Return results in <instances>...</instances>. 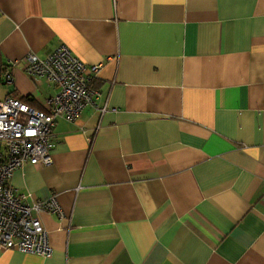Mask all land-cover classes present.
Instances as JSON below:
<instances>
[{"label":"crops","instance_id":"crops-1","mask_svg":"<svg viewBox=\"0 0 264 264\" xmlns=\"http://www.w3.org/2000/svg\"><path fill=\"white\" fill-rule=\"evenodd\" d=\"M61 43L95 106L9 180L56 198L51 256L0 264H264V0H0V99L43 110L23 59Z\"/></svg>","mask_w":264,"mask_h":264},{"label":"built area","instance_id":"built-area-1","mask_svg":"<svg viewBox=\"0 0 264 264\" xmlns=\"http://www.w3.org/2000/svg\"><path fill=\"white\" fill-rule=\"evenodd\" d=\"M99 68L100 64L79 61L63 43L43 58L29 52L23 59V72L30 78H43L54 87L44 100V109H34L15 98L0 99L1 249L51 256L48 234L36 215L48 212L62 218L56 198L30 200V194L18 192L9 180L25 164L51 163L54 123L57 119L73 122L86 106H95L92 80Z\"/></svg>","mask_w":264,"mask_h":264}]
</instances>
